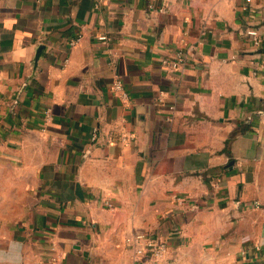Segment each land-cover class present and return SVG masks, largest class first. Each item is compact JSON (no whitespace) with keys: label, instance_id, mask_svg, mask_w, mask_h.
I'll return each instance as SVG.
<instances>
[{"label":"crops","instance_id":"crops-1","mask_svg":"<svg viewBox=\"0 0 264 264\" xmlns=\"http://www.w3.org/2000/svg\"><path fill=\"white\" fill-rule=\"evenodd\" d=\"M0 186V264H264V0H0Z\"/></svg>","mask_w":264,"mask_h":264},{"label":"built area","instance_id":"built-area-1","mask_svg":"<svg viewBox=\"0 0 264 264\" xmlns=\"http://www.w3.org/2000/svg\"><path fill=\"white\" fill-rule=\"evenodd\" d=\"M247 33L251 35L255 43L259 42L256 29L250 28L247 30ZM78 39L79 37L73 39L70 44H75ZM98 39L105 40L107 39V36L99 35ZM188 58L189 54L187 50L179 48L172 56L163 58L161 64L169 70H177L188 63ZM112 89L119 92L122 96H125L121 80H115L112 83ZM92 138H95V129ZM105 204L111 209L114 207L109 201H106ZM254 205L258 207L259 203L255 202ZM125 243L132 249L133 258L136 264H159V261L164 258L168 249L167 238L165 236L157 235L149 229L135 230L127 234L125 236ZM59 260L60 255L52 245L51 253L41 264H59Z\"/></svg>","mask_w":264,"mask_h":264},{"label":"water","instance_id":"water-1","mask_svg":"<svg viewBox=\"0 0 264 264\" xmlns=\"http://www.w3.org/2000/svg\"><path fill=\"white\" fill-rule=\"evenodd\" d=\"M44 48V45H40L37 49L36 58H38L41 55L42 49Z\"/></svg>","mask_w":264,"mask_h":264},{"label":"rangeland","instance_id":"rangeland-1","mask_svg":"<svg viewBox=\"0 0 264 264\" xmlns=\"http://www.w3.org/2000/svg\"><path fill=\"white\" fill-rule=\"evenodd\" d=\"M3 186H0V188H2ZM4 187H7V183L5 184V186Z\"/></svg>","mask_w":264,"mask_h":264}]
</instances>
